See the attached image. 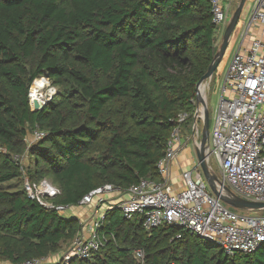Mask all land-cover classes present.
I'll use <instances>...</instances> for the list:
<instances>
[{
  "label": "trees",
  "instance_id": "1",
  "mask_svg": "<svg viewBox=\"0 0 264 264\" xmlns=\"http://www.w3.org/2000/svg\"><path fill=\"white\" fill-rule=\"evenodd\" d=\"M217 38L208 0H0L1 260L47 258L80 229L19 185L8 189L13 182L47 178L59 191L48 202L72 207L103 185L126 191L159 180L179 115H188L190 132ZM40 78L58 94L34 112L28 94ZM36 127L45 136L26 147ZM24 151L32 165L23 175L13 156ZM100 235L97 253L70 264H135L136 249L145 264H264V243L227 256L173 225L146 231L141 217L126 220L117 206Z\"/></svg>",
  "mask_w": 264,
  "mask_h": 264
},
{
  "label": "built area",
  "instance_id": "2",
  "mask_svg": "<svg viewBox=\"0 0 264 264\" xmlns=\"http://www.w3.org/2000/svg\"><path fill=\"white\" fill-rule=\"evenodd\" d=\"M208 1L212 23L220 37L228 24V14L236 9L239 0ZM247 9L248 21L243 26L240 42L221 77L219 101L205 154L208 170L218 180L215 183L217 188L221 182L234 197L264 204V0H251ZM211 78L205 83L206 92ZM37 81L32 83L28 94L32 111V88ZM204 100L207 106V94ZM41 101L43 105L48 102L42 94ZM187 118V114L179 115L164 157L157 163L159 180L140 179L126 190L127 199L120 202L117 208L126 220L141 217L146 231L173 225L214 243L227 256L250 254L264 243V215L259 213L264 212V209L250 211L251 214L229 210L210 191L195 158L190 163V169L180 172L181 182L178 187L171 180L172 162L187 145L192 146L193 150L198 146V126L204 120L203 108L195 106L189 133L182 126ZM44 136V132L36 127L30 133L28 145ZM0 153L5 151L0 148ZM13 160L20 165V172L24 175L25 169L20 157L15 155ZM213 164L217 172H214ZM25 183L27 195L36 199L40 205L53 208L60 214L69 209L48 203L59 191L46 180L38 185H30L27 180ZM115 189L112 185H103L91 190L80 200L79 206H89L94 211L89 220L87 237L78 234L69 250L57 261L52 262L47 257L17 264H70L72 261L90 259L104 245L105 238L100 235V230L109 209H99L107 195L119 190ZM133 258L138 264H145L142 249L134 250Z\"/></svg>",
  "mask_w": 264,
  "mask_h": 264
},
{
  "label": "rangeland",
  "instance_id": "3",
  "mask_svg": "<svg viewBox=\"0 0 264 264\" xmlns=\"http://www.w3.org/2000/svg\"><path fill=\"white\" fill-rule=\"evenodd\" d=\"M249 5H251V0H247L245 5H244V7H243V9H242V12H241V14L239 16L237 24H236V26H235V28H234L231 36H230V41H228V45L226 47L224 55H223V57H222L219 65H218L217 69L215 70V72H214V74H213V76L211 78L209 90L206 92L207 84L206 85L204 84L203 87L201 88L202 95L205 97L206 94H207V109H208V114H209V132H210V134H211V131L213 129L214 112H215L217 103L219 101V85H220V82H221V77H222L224 71L226 70V67H227V65L229 63V60H230L232 54L235 52L236 47H237V45L240 42V35H241V32L243 31V26L248 21V9H247V7ZM234 11H235V8H234V10H232L228 14V22H229L231 16L233 15ZM222 37H223V34L220 35V37H218L217 40L215 41L214 46L216 47L217 50L220 48ZM38 80L39 81H37V83L35 84L36 86L37 85H41L40 91L38 93V98H41V94H42L44 100L48 101L47 103H49V102L51 103L56 98V95L58 94L57 87L54 86V84L51 81H49L48 79H46V78H44V79L40 78ZM207 82H209V81H207ZM33 84H32V86H33ZM47 96H49V97H47ZM40 100H39V103H41ZM198 130L201 133L202 123L199 124ZM199 140H200V135H199L198 142H199ZM24 141H25V146L26 147L29 146L28 144L30 143V132L27 134V136H26ZM19 157H20V161H21L22 166L24 167V169L27 170V168L32 165V159H30V157L28 156L26 151H24V153L22 155H19ZM194 158H195V154H194V150L192 149V146L189 147V145H187V148L184 149L183 154L180 157V159L183 162V166L186 169H190V166H189L190 165V160L194 159ZM213 170H214V172H217V167H216L215 164H213ZM26 180L29 182L27 177H23L20 183H18V181H15V182L12 183L13 185L11 187H9L8 189L16 188L19 185V188L24 189L26 191V188H25ZM42 180H46L50 185H52L55 188H57L47 178L42 179ZM29 184L31 185L32 183L29 182ZM38 184H36V185H38ZM116 189H118V188H116ZM123 192L124 191L119 189L118 191H114L110 195H116V196L119 197V195H122ZM110 195H107L106 199H108V196H110ZM48 203L52 204L51 202H48ZM106 204H107L106 201L102 204V208L103 209H105ZM224 206H226L229 210H231L233 212H236V213H239V214H251V212H248V211H240V210L232 209V208L228 207L225 204H224ZM67 211L70 212V208L67 209L66 211L62 212L61 215L62 214H66ZM259 213L264 215V212H259ZM90 220H91V218H90ZM69 245L70 244H68V246ZM68 246H67V249H68ZM51 255H54V254H51ZM51 255L48 256V257L51 259L52 262L55 261V260L56 261L58 260V257L51 258ZM133 260H134V258H133ZM145 262H146V260H145ZM134 263L138 264L135 260H134ZM0 264H10V263L8 261H6V260H1L0 259Z\"/></svg>",
  "mask_w": 264,
  "mask_h": 264
},
{
  "label": "water",
  "instance_id": "4",
  "mask_svg": "<svg viewBox=\"0 0 264 264\" xmlns=\"http://www.w3.org/2000/svg\"><path fill=\"white\" fill-rule=\"evenodd\" d=\"M246 0H239V3L231 16L225 30L223 33L222 41L220 48L217 50L211 64L209 65L206 73L203 75V77L200 79V81L197 84L196 87V98H195V106L198 108L201 106L204 111V120L202 123V130L200 133V140L198 142V146L194 150L195 154V159L197 163L200 166V169L202 171V175L212 192V194L222 203L227 205L228 207L240 211H259L264 209V204L261 203H252V202H247L242 199H239L237 197H234L227 187L224 186L223 183H219V188L216 187L215 183L218 181L217 178L210 174L207 163H206V154H205V149L208 143L209 139V114H208V109L206 106V102L204 100V96L201 93V88L203 85L213 76L215 70L217 69L224 52L226 50V47L228 45L229 38L237 24V21L239 19V16L242 12V9L245 5ZM46 105V104H45ZM43 104L38 103L37 101L33 102L34 106V112L38 111L40 109H43L44 106Z\"/></svg>",
  "mask_w": 264,
  "mask_h": 264
},
{
  "label": "crops",
  "instance_id": "5",
  "mask_svg": "<svg viewBox=\"0 0 264 264\" xmlns=\"http://www.w3.org/2000/svg\"><path fill=\"white\" fill-rule=\"evenodd\" d=\"M183 154V151L181 152L180 155H178V157L176 158V160H174V162H172L171 164V168H170V175H171V180L173 182V184L178 187L180 185V172L182 170H185L186 168L183 166V162L180 159L181 155ZM192 159L190 160V163H192ZM190 166V165H189ZM127 199V194L126 191L123 192L122 195L116 196V195H110L108 196V199H106L105 201L107 202L105 209H103L102 207H100V211H105L106 209H110V207L112 208V206H117L120 202L124 201ZM70 208V212L67 211L66 214H62L64 217L66 218H73L74 220H76L79 225H80V229L78 230V232L75 234L73 240L70 242V245H65L60 252L51 255V258L53 257H58V259L61 257V255L65 252H67L71 246V244L73 243V241L76 239L78 234H81L84 237H87L88 234V226L90 224V218L93 216L94 211L91 207L89 206H72L69 207ZM103 209V210H102ZM68 246V249H67ZM56 261V260H55Z\"/></svg>",
  "mask_w": 264,
  "mask_h": 264
},
{
  "label": "bare ground",
  "instance_id": "6",
  "mask_svg": "<svg viewBox=\"0 0 264 264\" xmlns=\"http://www.w3.org/2000/svg\"><path fill=\"white\" fill-rule=\"evenodd\" d=\"M40 88H41V85H37V86L35 85V87L32 89V99H33V101H38L39 102V100L41 99V98H38V93L40 91Z\"/></svg>",
  "mask_w": 264,
  "mask_h": 264
}]
</instances>
